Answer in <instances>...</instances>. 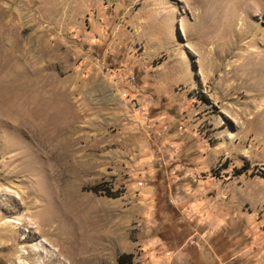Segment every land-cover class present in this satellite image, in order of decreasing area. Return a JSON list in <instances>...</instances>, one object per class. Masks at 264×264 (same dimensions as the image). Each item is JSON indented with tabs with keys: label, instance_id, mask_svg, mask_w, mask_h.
<instances>
[{
	"label": "rangeland",
	"instance_id": "rangeland-1",
	"mask_svg": "<svg viewBox=\"0 0 264 264\" xmlns=\"http://www.w3.org/2000/svg\"><path fill=\"white\" fill-rule=\"evenodd\" d=\"M123 255L264 264V0H0V264Z\"/></svg>",
	"mask_w": 264,
	"mask_h": 264
},
{
	"label": "trees",
	"instance_id": "trees-1",
	"mask_svg": "<svg viewBox=\"0 0 264 264\" xmlns=\"http://www.w3.org/2000/svg\"><path fill=\"white\" fill-rule=\"evenodd\" d=\"M246 170H248V168L247 167H243L242 169H239V170H237V173L238 174H242L244 171H246ZM93 191L94 192H98L99 191V188L98 187H95V188H93ZM107 195L108 196H111V197H117V195H114V194H112V192H107ZM127 257H128V259H130L131 258V255H123V256H121L120 258H119V260H118V263L119 264H123V263H125V259H127Z\"/></svg>",
	"mask_w": 264,
	"mask_h": 264
}]
</instances>
